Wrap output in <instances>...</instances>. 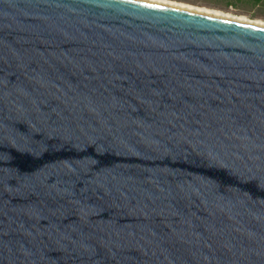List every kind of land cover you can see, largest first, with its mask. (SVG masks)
Returning a JSON list of instances; mask_svg holds the SVG:
<instances>
[{"label":"water","instance_id":"obj_1","mask_svg":"<svg viewBox=\"0 0 264 264\" xmlns=\"http://www.w3.org/2000/svg\"><path fill=\"white\" fill-rule=\"evenodd\" d=\"M0 264H264V29L0 0Z\"/></svg>","mask_w":264,"mask_h":264},{"label":"rangeland","instance_id":"obj_2","mask_svg":"<svg viewBox=\"0 0 264 264\" xmlns=\"http://www.w3.org/2000/svg\"><path fill=\"white\" fill-rule=\"evenodd\" d=\"M264 21V0H172Z\"/></svg>","mask_w":264,"mask_h":264},{"label":"bare ground","instance_id":"obj_3","mask_svg":"<svg viewBox=\"0 0 264 264\" xmlns=\"http://www.w3.org/2000/svg\"><path fill=\"white\" fill-rule=\"evenodd\" d=\"M138 1H143V2H148V3L178 8V9L189 10V11H193V13H196V14L219 18L223 20H228V21L264 29V21L262 20L248 19L243 16L231 15L228 13H224L218 10L208 9L205 7L194 6V5H190V4H186L182 2H176L172 0H138Z\"/></svg>","mask_w":264,"mask_h":264}]
</instances>
